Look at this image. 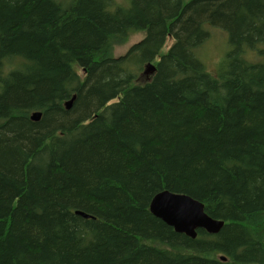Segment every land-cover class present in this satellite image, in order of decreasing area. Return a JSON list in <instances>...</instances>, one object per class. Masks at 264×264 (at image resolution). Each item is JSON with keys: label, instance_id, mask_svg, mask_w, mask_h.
I'll use <instances>...</instances> for the list:
<instances>
[{"label": "trees", "instance_id": "1", "mask_svg": "<svg viewBox=\"0 0 264 264\" xmlns=\"http://www.w3.org/2000/svg\"><path fill=\"white\" fill-rule=\"evenodd\" d=\"M161 191L223 227L175 233ZM0 264H264V0H0Z\"/></svg>", "mask_w": 264, "mask_h": 264}, {"label": "water", "instance_id": "2", "mask_svg": "<svg viewBox=\"0 0 264 264\" xmlns=\"http://www.w3.org/2000/svg\"><path fill=\"white\" fill-rule=\"evenodd\" d=\"M155 68L147 64L144 74L148 76L154 72ZM74 97L64 104L66 110L72 105ZM41 113L33 112L30 115L32 122H38ZM150 214L160 220L167 227L173 229L177 234H183L189 239H195L197 230H204L208 234L216 235L223 227V222L214 220L204 212L203 205L183 194H176L169 191H161L153 196L149 203ZM75 214L84 219L91 217L83 212L77 211ZM224 261V258H220Z\"/></svg>", "mask_w": 264, "mask_h": 264}, {"label": "rangeland", "instance_id": "3", "mask_svg": "<svg viewBox=\"0 0 264 264\" xmlns=\"http://www.w3.org/2000/svg\"><path fill=\"white\" fill-rule=\"evenodd\" d=\"M113 1L116 3V0ZM206 28H209V25H207ZM207 31L209 35L208 38L203 42L201 45L202 47L194 52V55L203 64L207 71L216 74L217 71H221L225 68L227 63L226 55L229 50H231V46L228 42L227 34L221 29L212 26L210 31L208 29ZM142 38V33L133 34L126 43L118 45L113 49L114 56L118 57L124 55L133 44L139 42ZM171 44L172 40L168 39L165 44V50H167ZM259 61L260 60L258 59L257 62ZM143 70L141 72V77L139 78L140 82L147 81L152 77V75L146 76L143 74Z\"/></svg>", "mask_w": 264, "mask_h": 264}, {"label": "clouds", "instance_id": "4", "mask_svg": "<svg viewBox=\"0 0 264 264\" xmlns=\"http://www.w3.org/2000/svg\"><path fill=\"white\" fill-rule=\"evenodd\" d=\"M117 4H123L124 0H116ZM109 11H111V9H108ZM244 59L247 60L248 62H256L259 57L257 56L256 52L254 51H246L245 55H244Z\"/></svg>", "mask_w": 264, "mask_h": 264}, {"label": "bare ground", "instance_id": "5", "mask_svg": "<svg viewBox=\"0 0 264 264\" xmlns=\"http://www.w3.org/2000/svg\"><path fill=\"white\" fill-rule=\"evenodd\" d=\"M145 67H146V65L144 66V70H145ZM154 67V66H153ZM155 68V67H154ZM144 70H143V72H144ZM155 71H156V69L154 70V72L152 73V74H149V75H153L154 73H155ZM144 74V73H143ZM223 222V221H222ZM223 225H224V223H223ZM173 230V229H172ZM198 231V230H197ZM204 231V230H203ZM205 232V231H204ZM207 233V232H206ZM208 234V233H207ZM181 235H183V234H181ZM209 235H212V234H209ZM185 236V235H184ZM196 238V237H195ZM220 258H222V257H220ZM219 258V259H220ZM224 258V257H223ZM221 260V259H220ZM222 261V260H221ZM224 261H225V258H224Z\"/></svg>", "mask_w": 264, "mask_h": 264}]
</instances>
